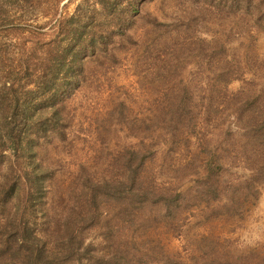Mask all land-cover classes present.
<instances>
[{"label":"rangeland","instance_id":"374dc122","mask_svg":"<svg viewBox=\"0 0 264 264\" xmlns=\"http://www.w3.org/2000/svg\"><path fill=\"white\" fill-rule=\"evenodd\" d=\"M40 255L264 264V0H0V264Z\"/></svg>","mask_w":264,"mask_h":264},{"label":"trees","instance_id":"16d2710c","mask_svg":"<svg viewBox=\"0 0 264 264\" xmlns=\"http://www.w3.org/2000/svg\"><path fill=\"white\" fill-rule=\"evenodd\" d=\"M92 46H94V44H92ZM69 51H71V54L72 55H74V60H78L79 59V54H78V52L77 51H72V50H69ZM84 54H86V51H87V47L85 46L84 47ZM67 54H68V49H67ZM61 63L64 65L65 64V62H64V60H62L61 61ZM69 67H71L70 65L69 66H67V68H69ZM72 67L74 68V67H76L75 65H72ZM78 73H79V70H77L76 71V74H75V76H77L78 75ZM68 76H69V73L68 72H66V78H68ZM75 76H73L74 78H71L70 80H67L66 82H67V84L68 85H70L69 84V82L72 84L73 83V81L75 80ZM74 79V80H73ZM52 81V80H51ZM52 83H54V88H53V90L50 92V87L49 86H47L46 88H44L42 91H43V95H45L46 97L44 98V100H49V101H51V104H53L54 102H57L60 98H61V96L62 95H60L59 93H57V92H54V90L55 89H57V81H53ZM48 85H52V84H48ZM30 92H33V91H30ZM50 92V93H49ZM26 119V118H25ZM11 139H12V141L15 143L16 142V139H15V137L12 135L11 136ZM125 256L126 255H124V259L126 260V258H125ZM34 263L35 264H38L40 261H42L40 264H42L44 261V259L45 258H43V255L41 256H37V257H34ZM44 264H48V263H44ZM136 264H137V262H136Z\"/></svg>","mask_w":264,"mask_h":264}]
</instances>
